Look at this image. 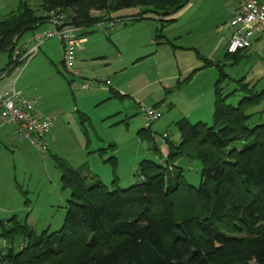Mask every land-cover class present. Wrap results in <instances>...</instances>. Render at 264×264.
Wrapping results in <instances>:
<instances>
[{
    "label": "rangeland",
    "instance_id": "374dc122",
    "mask_svg": "<svg viewBox=\"0 0 264 264\" xmlns=\"http://www.w3.org/2000/svg\"><path fill=\"white\" fill-rule=\"evenodd\" d=\"M22 1L37 9L41 0H0V19L17 11ZM234 2L189 0L172 15L174 18L165 17V22L152 14H144L137 21L101 22L99 25L111 32L105 34L99 25L83 30L87 43L82 47L90 59L83 61L76 52L72 70L64 69L63 49L56 38L42 42L34 56L8 74V54L0 55V89L7 91L14 86L25 100L38 102L40 115L55 116L45 153L19 139L13 127L0 129L1 252L11 245L23 247L28 240L17 233L12 243L9 240L12 235H2L11 230L12 219L26 223L36 235L56 232L62 227L69 192L62 190L54 157L84 174L90 172L108 189L114 179L126 189L137 182L141 161L166 157L168 144L155 142L162 132L168 131L171 143L178 142L179 133L173 122L185 117L192 124L211 125L218 65L227 76L222 88L229 93L237 92L231 104L236 105L243 96L238 92L241 85L235 82L242 77L249 83L259 81L257 91L264 90V45L258 44L237 64L225 58ZM137 10L120 11L113 17L137 15ZM92 14L105 18L107 13ZM31 37L27 33L19 39L14 58L18 54L22 59ZM84 83L90 88L83 89ZM110 89L116 90L121 98L112 96ZM140 104L153 107L160 114L149 130L159 148L158 154L151 152L141 135L145 132V121ZM112 157L116 161V176L111 164L104 162ZM199 172L194 165L186 172L187 182L198 186ZM177 208L184 210L186 205ZM36 263L67 264V259L59 255L53 261L40 259Z\"/></svg>",
    "mask_w": 264,
    "mask_h": 264
},
{
    "label": "trees",
    "instance_id": "16d2710c",
    "mask_svg": "<svg viewBox=\"0 0 264 264\" xmlns=\"http://www.w3.org/2000/svg\"><path fill=\"white\" fill-rule=\"evenodd\" d=\"M188 1L41 0L37 9L22 1L17 11L0 19V55L8 54L6 74L22 63L18 54L14 58L19 39L47 24L45 14L51 10L63 12L73 27L87 30L101 22L140 20L144 14L165 22ZM132 9L138 14L113 17ZM102 11L105 18L92 14ZM247 51L226 53L225 58L237 64ZM218 71L211 125L192 124L185 117L172 123L178 142L167 137L163 160L159 156L141 161L134 185L122 189L114 179L108 189L90 172L84 174L54 157L62 190L69 192L62 227L36 235L26 223L12 219L11 230L2 235H12V243L17 233L28 240L23 247L0 251V264H37L59 255H65L67 264H264V90L240 78L235 82L243 96L233 105L230 100L237 92L222 88L227 76L219 65ZM144 130L142 137L158 154L150 129ZM104 162L116 176L115 159ZM194 165L200 171L198 186L186 180ZM181 205L186 208L178 209Z\"/></svg>",
    "mask_w": 264,
    "mask_h": 264
},
{
    "label": "built area",
    "instance_id": "2783aa9c",
    "mask_svg": "<svg viewBox=\"0 0 264 264\" xmlns=\"http://www.w3.org/2000/svg\"><path fill=\"white\" fill-rule=\"evenodd\" d=\"M47 30H38L32 35L30 48L23 53L20 62L34 56L39 45L49 39L56 38L63 47V63L67 70L75 65V55L82 38L78 37L79 29L70 25L65 14L58 10H51L45 14ZM102 26V25H101ZM113 26L111 25V28ZM231 35L226 45V53L232 55L239 51L251 48L254 41L264 40V2L261 0H236L235 8L228 23ZM110 28V29H111ZM101 30L106 34L107 29ZM262 40V41H263ZM79 76L78 71H74ZM5 74L1 77L4 78ZM108 84V81L106 82ZM83 89L90 88L89 84H82ZM38 102L28 101L14 86L7 91L0 89V128L11 126L16 136L27 140L39 152L45 153L49 149L48 139L54 126L53 114L39 115ZM140 113L145 121V128L150 129L160 118L156 109L140 104ZM167 133L155 137L161 144H165Z\"/></svg>",
    "mask_w": 264,
    "mask_h": 264
},
{
    "label": "crops",
    "instance_id": "0c3cea01",
    "mask_svg": "<svg viewBox=\"0 0 264 264\" xmlns=\"http://www.w3.org/2000/svg\"><path fill=\"white\" fill-rule=\"evenodd\" d=\"M261 1H263L264 2V0H261ZM235 8V2H234V5H233V7H232V11H233V9ZM138 11V10H137ZM232 11H231V13H232ZM136 13H138V12H136ZM154 17V16H153ZM170 18H174V16H170ZM130 20H133V21H137L136 19H130ZM127 21V20H126ZM125 21V22H126ZM99 25V24H98ZM99 26H101V25H99ZM101 27H103V26H101ZM51 27L48 25V24H45V25H43L40 29H39V31L40 30H47V29H50ZM103 29H106V28H103ZM111 32V30H109L106 34L108 35L109 33ZM87 33H85L83 30H79L78 31V33H77V35H78V37H81L82 38V42L80 43V45L78 46V48H77V58H79V59H81V60H83V61H87L88 59H90V54H88V52H87V50H84L83 49V44L87 41V35H86ZM33 34H31V36H32ZM32 38V37H31ZM263 39H261V40H259V41H254V43L252 44V46H251V48H249L248 49V51L247 52H249V51H251L253 48L255 49L256 48V46L257 47H259V45L258 44H260V47H262L263 45H264V40L262 41ZM59 41V40H58ZM31 42V40H28L26 43L27 44H29V46H27V50L30 48V43ZM260 42V43H259ZM87 43V42H86ZM153 43H155V41L153 42ZM152 43V44H153ZM61 44V43H60ZM158 44V43H157ZM61 47H62V44H61ZM62 49H63V47H62ZM26 49L25 50H23L24 52H26L27 51ZM23 52V53H24ZM246 52V53H247ZM61 63L63 64V50H62V60H61ZM243 78V77H242ZM255 82V81H254ZM259 82V81H258ZM258 82H256V83H258ZM259 84V83H258ZM116 93V94H118V92L116 91V90H113V89H110V94L111 93ZM121 96V95H120ZM38 112V111H37ZM39 114V113H38ZM40 115V114H39ZM200 118V117H199ZM174 123V122H173ZM6 127H11V126H5V127H2V128H0V129H3V128H6ZM164 133H168V131L166 130V131H164V132H162V134H164ZM162 134H160V135H162ZM168 138H169V135H168ZM155 142H157V141H155Z\"/></svg>",
    "mask_w": 264,
    "mask_h": 264
}]
</instances>
